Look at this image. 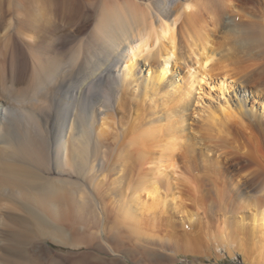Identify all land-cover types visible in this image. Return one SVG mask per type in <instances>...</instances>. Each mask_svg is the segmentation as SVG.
I'll return each mask as SVG.
<instances>
[{
	"label": "bare ground",
	"instance_id": "bare-ground-1",
	"mask_svg": "<svg viewBox=\"0 0 264 264\" xmlns=\"http://www.w3.org/2000/svg\"><path fill=\"white\" fill-rule=\"evenodd\" d=\"M80 21L54 34L57 48L78 38L75 47L34 52L58 22ZM23 31L28 62L10 38ZM1 41L0 257H14L6 245L17 231L27 240L34 207L74 223L76 213L97 209L95 189L114 208L105 228L117 246L149 237L146 222L177 214L186 217L172 241L189 238L201 211L200 226L217 221L215 249L264 264V0H0ZM8 59L22 75L11 95ZM135 160L148 168L133 183Z\"/></svg>",
	"mask_w": 264,
	"mask_h": 264
},
{
	"label": "rangeland",
	"instance_id": "rangeland-1",
	"mask_svg": "<svg viewBox=\"0 0 264 264\" xmlns=\"http://www.w3.org/2000/svg\"><path fill=\"white\" fill-rule=\"evenodd\" d=\"M4 12H5L4 14H5L6 17L10 16V13H12L15 16V13H14L15 11L14 12H10V13L7 12V11H4ZM83 23H84V21H80L79 23H75V24H71V25L66 26L65 23L58 22L57 23L58 30L53 31V33L49 32V34L43 33V35H41L42 36L41 39L42 40L46 39V40H44L43 43H41V44H39L41 40L38 43L36 42L37 44H33L34 47L36 46L35 48H33L34 52H36L37 55L40 54V56H42L41 54H43L42 57L45 58L49 54H55L56 52L63 53L65 48H67L69 50L72 49L73 47H75V45H76V43L78 41V38H76V40H74L73 42L68 44L67 47L64 46V48L61 49V47L57 48V38H58L59 34H56V35H54V34L57 33L58 31L64 30V29H79V26L83 25ZM45 34H46V38H44ZM27 35L30 36V32L23 31V33L18 34V35L14 34V32H12V34L10 36L12 44L17 45L21 49V51H23L26 54V56L24 57L26 62H28L27 59L29 58V56H31V54L28 51V48H26V42H25L26 40H25V38L28 37ZM47 37H49V39H47ZM3 41H4V39H3ZM3 41L0 42V51H1V47L3 46V43H2ZM48 41L49 42L51 41L54 44H52L51 42H50V44H48ZM28 44L31 46L30 42H28ZM41 45H45V46L42 47ZM50 45H51V49L49 47ZM12 48H13V46H12ZM46 49H47V51H46ZM49 50H50V52H49ZM45 54H46V56H45ZM10 57H13V59H14V55L13 56L10 55ZM10 57H7V58H10ZM9 60L10 59H8V62H7V65H6L7 66L6 75H7V79H8L7 82H6V85L8 86L7 90L9 91V94L11 95L12 93H14V90H18L19 88L22 87V85H21L22 75H21V73L20 74L19 73H14V70H15L14 69V61L11 62ZM25 66H26L25 69L28 70V63H26ZM19 67L20 66H18V69H20ZM231 84L237 87V83H231ZM238 89L240 90V88H238ZM252 90H253V88H252ZM3 96H4V93H2V94L0 93V103H1V101L3 103V100H4ZM204 100H207V99H204ZM11 104H12V102H11ZM25 107L28 108V106H25ZM115 120H117V119H115ZM43 128H45V127H43ZM110 140H112V138ZM108 149H110L112 154H115L116 151H114L113 148H108ZM108 149L106 150L107 153L110 152V151H108ZM110 153H109V155L112 156V154H110ZM111 159H112V157L110 158V160ZM111 162H114V159H112ZM105 163H107V162H104V164ZM134 164L135 165H139V167L135 166ZM104 166H107V165L105 164ZM132 167H134V168H132ZM145 167L148 168L147 165L146 166L142 165L139 160H135V162L130 165L129 169L130 168L131 169L129 171L130 172L129 175H130V178H131V182L134 183L136 181V179H137L138 175L140 174V172L142 173L145 170ZM216 173L219 174V175L223 174L224 177L226 176V174H224L222 171H219V170H217ZM132 175H134V176L132 177ZM104 181H105V183L104 182L103 183L106 184V181H108V180L106 179ZM108 183H109V181H108ZM92 195H93L92 196L93 199H95V203L96 204L99 203V202L103 203L102 198L100 196H98V194L95 191V189L92 190ZM107 202H108V205H109L108 209H107V206H106L107 203L106 204H104V203L100 204L99 203L100 205L97 204L98 206H97V209L95 208V212L90 213L89 211H86V212L84 211L83 214L80 213L81 214L80 216H79V213L78 214L76 213L74 215V217H73L74 220H76L74 223L73 222H69V220L66 222V220H65V221H63L62 224L59 222V219L56 218V217H61L62 216L61 212L57 213L56 217H54V216H52L51 212H48L47 210H45L46 212H43L44 209L40 210V208L34 207L33 209L35 211L33 209L31 210V212H30L31 214L28 217L27 225L23 228V232L25 233V235L26 234L28 235L27 240H26L27 242L24 240V237H23L24 234H22L21 232L17 231L18 233L16 232V234H14L13 239L11 237V240H10L11 243H9L11 245H9V244L6 245V246H8V249L13 251L14 257H10V256H4L3 257V256H1L0 257V264H78V263L81 264V261H82V264H115V263L116 264H120V263L122 264V262H123V264H145V263L146 264L147 263L148 264H152V263H154V264H249V263H246L244 261L241 252L235 251L233 253V255H231L229 253V251L227 250V247L224 246V245H221L220 248H218V249L216 248L215 249V246L217 244H219V243L221 244L220 233L216 232L217 231L216 227H218L217 221L213 220L212 217L210 216V217H208V218H210L212 220L211 221L212 224H210V227H211V225L214 226V227H211L210 230H208V229H205V226H200V224H198L200 222L199 218H202L203 220L205 219L207 221V218L201 213V211L194 212V213H198L199 214V217H197L198 218V220H197L198 222L196 221V225H197L196 227L197 228L194 226L196 228L194 230L195 232L192 231V233L193 232L194 233L193 234L191 233V237H189V238H185V239L182 238V240H181V238L179 236V238L173 239V241H172L173 237L171 235H172L173 231L179 232V234L183 233V230L182 231L180 230L181 228H180V225L178 224V222L180 221V219L186 217L185 216L186 214H177L176 218L172 222H170L169 219L166 216L161 218V220H156L154 222L153 221L146 222L148 226H146V227L142 226V227L145 228L144 229L145 230V234H148V235L151 234L149 237L145 236V238H143L142 240H136V238L134 239L133 236H129L130 239L123 240V242L121 243L122 245L120 244L119 246H117L112 240H110V238H109L110 234H108L109 231L106 232L107 230L105 228L107 221L108 222L112 221L113 217H115L114 219L117 218L115 216L113 206H111L112 209H113L111 211L110 199H109V201L107 200ZM95 203L93 202V204H95ZM101 205H102V207H101ZM99 206L101 208V211L99 210ZM194 206L195 205H193V207ZM189 208L191 209L190 205H189ZM104 210H107V212L110 210L109 211L110 213L109 212H108L109 214L105 213ZM192 210L193 209H191V211ZM98 211H100V212H98ZM101 212H102V214H101ZM48 213H49V216H48ZM95 213L98 214V215H96ZM90 214H92V215L87 218V216L90 215ZM100 214H101L102 218H101ZM222 214L223 213H221V212H219V214L216 213V215H220V216ZM31 215H32V217L35 216V217H33L35 220L33 218H31ZM85 217H86V219H89V220L91 219V220L87 221V220H85ZM92 217L95 218L96 220L95 219L92 220ZM111 217H112V220H111ZM99 218H101V219H99ZM56 219H57V221H56ZM61 219H63V217H61ZM236 219H238V217ZM35 221H37L39 223L36 224ZM53 221H54V224L52 223ZM99 221H100V225L101 226L98 224ZM57 222L59 224H57ZM64 222H66V223L64 224ZM76 222L77 223L80 222V224L78 225ZM96 222H97V224H96ZM28 223H29V225H28ZM44 224H45V226L43 227ZM71 224H73L72 227L70 226ZM141 224L144 225V223H141ZM40 225H42V226H40ZM47 225H48V229L46 230ZM155 225H156V227H155ZM41 227H42V229L45 228V230H42V229H41L42 231L39 230ZM67 227L69 229H67ZM202 227L204 228L203 230H202ZM34 228H35V231H34ZM155 228L158 229V230H156ZM17 229H15V230H17ZM53 229H54V231H52ZM74 229L76 231H74ZM95 229L97 230V232L95 231ZM154 229H155V232H154ZM29 230H31V232H29ZM48 230H50V231H48ZM62 230H65L66 233L64 231H62ZM84 230L86 232H84ZM89 230H90V232L93 233V235L91 233L89 235ZM205 230H207V231H205ZM32 231L34 233H36V234H34ZM43 231L45 233H47V234H45ZM201 231H203V232H201ZM95 232L98 235H96ZM105 232L108 235H105ZM204 232H207V233L205 234ZM63 233L65 235L67 234L66 235L67 238L65 237V235ZM94 233H95V236H94ZM54 234H55V238L53 237ZM68 234L70 235L69 237H68ZM76 234L80 235L79 238L77 237L78 235H76ZM33 235H34V237L35 236L36 237L35 238H31V237H33ZM42 235H44L43 236L44 238L42 237ZM49 235H50V237L52 236V239L49 237ZM63 236H64V238H63ZM71 236H73L74 239ZM98 236H100L101 239H99ZM152 236H155L156 238H151ZM166 237H168V238L166 239ZM46 238H47V240H46ZM105 238H106V240H104ZM210 238L211 239L214 238L216 241L215 240H211ZM29 239H31V240H29ZM63 239H65L66 242L67 241L68 242L66 243ZM107 239H108V241H107ZM131 239H132V241L134 243H131L132 242ZM168 239H169V241H168ZM28 240L32 241V242L30 243V242H28ZM37 240H39V241H37ZM54 240H55V242H54ZM101 240H103L104 243H106V244L102 243ZM218 240H219V242H217ZM33 241H35V242H33ZM71 241H73V242H71ZM135 241H136V243H135ZM156 241H158V243ZM162 241H164V242H162ZM155 243H157L158 245H156ZM165 243H166V245H165ZM174 243H175V245L173 246ZM187 243L190 244V245H188ZM77 244H80V245H77ZM99 245H100V247H99ZM169 245H171L170 246L171 249H170ZM179 245H181V246L183 245L182 247L180 246L181 249H179ZM120 246H122V247L120 248ZM96 247H98V249ZM115 247H116V250H115ZM133 247H134V250H136V251L133 250ZM154 247L155 248L158 247L157 250H159V251L157 252V250L154 249ZM175 247H176V249H175ZM177 247H178V249H177ZM188 247H192V250L194 252L198 251L199 253L198 252L192 253V251L188 252V250L190 249V248L188 249ZM247 247H249L251 249L253 248V246L251 244L250 245L248 244ZM118 248H119V250L117 251ZM183 248H184V250H183ZM111 251L114 252L113 253L114 255L111 253ZM132 251H134V252H132ZM138 251H139V253H138ZM177 251H179V252H177ZM116 252H118V254ZM156 252L158 253V257L160 256V258H159L160 262H156V261H159ZM134 254H136V255H134ZM147 254H149V255H147ZM152 254H153V256H152ZM89 255H91V256H89ZM100 256H101V259L99 258ZM50 257H52V258H50ZM135 257H137V258H135ZM154 257H156V258H154ZM128 259H129V261H128ZM97 260H99V261L97 262ZM144 260H145V263H144ZM154 260H156V261L154 262ZM150 262H152V263H150Z\"/></svg>",
	"mask_w": 264,
	"mask_h": 264
}]
</instances>
